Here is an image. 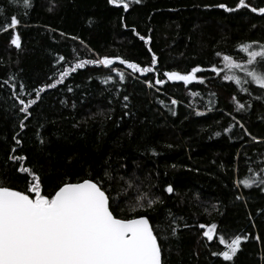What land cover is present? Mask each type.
I'll use <instances>...</instances> for the list:
<instances>
[{"label": "trees", "instance_id": "trees-1", "mask_svg": "<svg viewBox=\"0 0 264 264\" xmlns=\"http://www.w3.org/2000/svg\"><path fill=\"white\" fill-rule=\"evenodd\" d=\"M31 2L25 10L22 0H0V24L17 16L21 38L17 49L12 31L0 30V185L29 194L35 173L50 196L64 183L92 179L109 192L118 217L133 215L141 196L159 198L136 214L149 217L161 264H264V184L240 182L264 177V89L241 69L227 71L223 60L228 55L264 70L249 65L240 50L264 44V14L251 11L264 8V0H245L249 7L239 8V0H128L127 10L109 0ZM153 54L150 73H133L119 61L115 70L86 64L41 92L28 113L13 95L23 84L20 98L35 99L34 89L81 60L120 57L151 67ZM60 56L65 61L57 63ZM195 67L202 71L188 84L164 76ZM107 76L112 80L102 83ZM212 223L218 227L209 242L199 225ZM235 235L247 239L233 261L212 255Z\"/></svg>", "mask_w": 264, "mask_h": 264}, {"label": "snow or ice", "instance_id": "snow-or-ice-1", "mask_svg": "<svg viewBox=\"0 0 264 264\" xmlns=\"http://www.w3.org/2000/svg\"><path fill=\"white\" fill-rule=\"evenodd\" d=\"M19 2V0H14ZM139 3L140 0H135ZM25 10L32 7L31 0H22ZM113 5H121L128 9V0H109ZM228 11L235 9L227 8L226 5H219ZM237 7H249L245 0H239ZM254 13L264 14V8L252 7ZM20 20L13 15L10 20L5 18V22L0 24V30L12 31L10 36L11 45L17 49L21 47L20 35L15 32ZM140 39L148 44L150 37L140 36ZM253 44H257V50H253ZM151 52V48L148 49ZM240 50L247 53L249 65L261 64L264 69V44L252 42L240 45ZM219 57L221 53L217 52ZM226 70L232 72L241 69L250 78V81L264 89V70H250L248 67L233 61L231 56H223ZM65 61L64 56H60L57 63ZM115 61L126 65L133 73H150L155 71L157 57L152 55L151 67H141L135 62L124 60L120 57L109 58L107 56L81 60L73 66L65 67L59 73V79L54 83L43 85L34 89L35 99L25 102L20 98L25 86L20 84L19 93L15 90V95L22 105L21 112L28 113L29 107L40 99L41 92L46 88H55L57 84L64 81L70 73L77 69L84 68L86 64L104 66L112 69ZM213 73L219 74L220 69L213 66L210 69ZM200 67H195L187 74L179 72H165L164 76L168 81H183L185 84L196 80V73L201 72ZM120 81L125 79L122 71L118 72ZM225 80H233L237 85L242 81L239 77L225 75ZM112 80L111 76L103 79L102 83L108 84ZM201 82H203L201 80ZM6 83V82H5ZM156 84L162 85L164 80L156 79ZM149 81V87H152ZM15 89V86H13ZM71 91V88L68 89ZM246 91V89H241ZM128 99L127 96L124 97ZM161 103H163L161 101ZM176 104V100L171 101ZM245 106L239 104L238 108ZM27 119V116H25ZM21 128L25 125L20 124ZM243 128V125H240ZM230 129L226 130L229 131ZM246 131V130H245ZM219 135V133H217ZM255 139V137H253ZM19 144L20 141H17ZM16 160H23L24 157H15ZM20 172H30V169L21 166ZM32 183L25 191L13 190L7 186L0 185V264H161V246L158 237L154 233L149 217L137 215L141 211H149L159 202V198L149 199L146 196L139 197L136 206L130 211L133 215L129 217H118L112 208V197L109 192L99 182L92 179H85L81 182L64 183L52 195L43 194L40 178L35 173H31ZM107 175V174H106ZM264 184V177L259 175L246 177L241 183L245 187H251L257 183ZM165 191L169 194L174 189L169 185ZM31 193H34V198ZM200 228L206 229L202 235L211 242L217 230V224H200ZM175 233V228L172 229ZM247 237L235 235L230 243L226 245V250L212 255H219L224 261H233L241 248V243ZM257 239H259L257 237ZM219 242L224 244L225 237L220 235Z\"/></svg>", "mask_w": 264, "mask_h": 264}, {"label": "rangeland", "instance_id": "rangeland-1", "mask_svg": "<svg viewBox=\"0 0 264 264\" xmlns=\"http://www.w3.org/2000/svg\"><path fill=\"white\" fill-rule=\"evenodd\" d=\"M194 81V80H193Z\"/></svg>", "mask_w": 264, "mask_h": 264}]
</instances>
